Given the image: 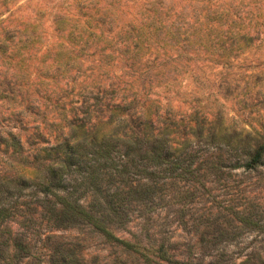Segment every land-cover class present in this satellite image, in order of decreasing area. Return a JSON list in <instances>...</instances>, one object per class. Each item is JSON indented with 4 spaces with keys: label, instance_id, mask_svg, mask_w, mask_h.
Listing matches in <instances>:
<instances>
[{
    "label": "rangeland",
    "instance_id": "1",
    "mask_svg": "<svg viewBox=\"0 0 264 264\" xmlns=\"http://www.w3.org/2000/svg\"><path fill=\"white\" fill-rule=\"evenodd\" d=\"M92 91L100 103L86 100ZM122 106L156 128L168 118L175 146L195 141L196 117L217 135L264 141V0H0V136L12 131L24 143L20 152L0 137V175L41 171L29 153L32 126L55 141L88 116L83 130L108 133L128 117ZM193 148L195 176L167 178L149 220L133 207L112 231L140 241L151 261L164 239L200 264H264V161L243 171L227 145ZM36 196L18 198L26 216L12 222L30 242L23 264H54L56 246L79 264L151 263L90 226L53 228Z\"/></svg>",
    "mask_w": 264,
    "mask_h": 264
},
{
    "label": "trees",
    "instance_id": "2",
    "mask_svg": "<svg viewBox=\"0 0 264 264\" xmlns=\"http://www.w3.org/2000/svg\"><path fill=\"white\" fill-rule=\"evenodd\" d=\"M101 96L92 91L86 100L100 103ZM120 109L127 110L128 117H119L108 133L99 131L95 124L83 130L88 116L71 125L68 132L55 141L45 139L37 126L31 127L33 138L27 142L33 147L29 153L41 165V171L33 177L13 171L0 175V264H23V258L30 255L26 234L12 228V222L23 214L17 212V200L27 190L40 194L36 196V209L55 229L90 226L107 242L124 251L141 253L150 264H159V259L160 264H200L184 258L185 255L178 258L164 244V239L153 249L158 260L151 261L143 252L145 245L121 238L112 229L126 227L133 207L149 220L155 210V197L160 198L167 188V178L189 181L195 176L197 169L193 164L198 149L193 148L194 145L214 144L217 149H221L222 144L227 145L230 151L242 155L234 166L247 171L263 164L264 141L247 145L246 137L234 139V134L217 135L213 126L205 125L202 118L196 117L195 141L185 140L183 145L175 146L169 139L168 118L161 119V126L156 128L148 115L128 111L125 106ZM7 135L0 137L21 152L24 149L22 138L12 131ZM172 183L174 181L169 182ZM36 209H32L31 214H35ZM54 250L59 255L57 259L52 258L54 264H79L72 250L59 246Z\"/></svg>",
    "mask_w": 264,
    "mask_h": 264
}]
</instances>
